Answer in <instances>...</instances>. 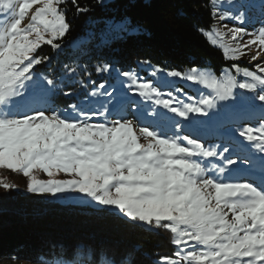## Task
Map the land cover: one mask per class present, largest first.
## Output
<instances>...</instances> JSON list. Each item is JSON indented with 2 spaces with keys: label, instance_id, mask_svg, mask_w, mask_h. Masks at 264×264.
<instances>
[{
  "label": "snow or ice",
  "instance_id": "obj_1",
  "mask_svg": "<svg viewBox=\"0 0 264 264\" xmlns=\"http://www.w3.org/2000/svg\"><path fill=\"white\" fill-rule=\"evenodd\" d=\"M62 3L0 0V17H6L0 21V168L27 177L29 192L53 198L63 193L62 199L79 193L81 202L106 206L128 221L170 229L177 234L176 258L161 257V264H264V27L216 33L226 60L247 54L257 62L254 70L233 63L237 75L223 78L196 66L187 73L165 72L210 90L198 88V96L176 89L160 99L151 81L138 82L144 78L125 71L117 72L119 87L109 91L101 84L98 92L57 109L50 98L74 92L71 85L61 88L55 79L37 76L35 66L50 57L34 53L45 44L62 46L55 41L70 27L58 7ZM229 3L237 6L235 14L213 10L212 15L244 24L253 11L264 23V0ZM29 13L30 22L22 26ZM127 23L126 18L110 32L122 38ZM137 63L151 67L149 61ZM96 71L113 68L105 63ZM163 71L157 65L150 75ZM137 95L167 111L148 115L132 99ZM129 111L132 119L126 118ZM39 171L49 179H37ZM60 173L71 178L56 179ZM0 186L16 188L6 181Z\"/></svg>",
  "mask_w": 264,
  "mask_h": 264
},
{
  "label": "trees",
  "instance_id": "obj_2",
  "mask_svg": "<svg viewBox=\"0 0 264 264\" xmlns=\"http://www.w3.org/2000/svg\"><path fill=\"white\" fill-rule=\"evenodd\" d=\"M78 7L87 11L77 12ZM59 8L70 25L65 36L55 41L62 46L53 49L45 44L34 53L50 57L35 66L37 76L53 78L61 88L71 85L74 92L51 97L49 103L57 109L98 92L101 84L109 91L113 85L119 87L117 72L159 65L164 73H186L196 66L219 77L233 63L254 70V62L226 60L221 48L207 38L205 32L215 21L212 0H113L107 5L99 0H65ZM126 18L128 32L138 31L125 32L122 38H116L115 32L105 34ZM84 35V41L71 45ZM137 61H149L151 67ZM105 63L113 71L98 73L96 69ZM126 118H133L130 111ZM12 193L0 190V264L14 259L35 264H161V257L176 258L169 229L128 221L106 206L50 202L33 198L30 192L23 195L20 188Z\"/></svg>",
  "mask_w": 264,
  "mask_h": 264
},
{
  "label": "rangeland",
  "instance_id": "obj_3",
  "mask_svg": "<svg viewBox=\"0 0 264 264\" xmlns=\"http://www.w3.org/2000/svg\"><path fill=\"white\" fill-rule=\"evenodd\" d=\"M99 1H100L101 5H105V4L107 5V3H109L110 1H113V0H99ZM212 3H213V0H212ZM58 7H59V5H58ZM213 10L219 12L220 14H223L224 11H230V12L235 14L237 12V6L231 5L229 3V0H216L215 6L213 5ZM239 11H245V9L240 8ZM30 12H31V10H30ZM248 17H249L250 22L241 24L239 21H231V20L221 21V20H219L218 17L214 16V19H215L214 25H213L212 29L209 31H206L205 34H206L207 38L209 39V41L211 42V39L207 35V33H211V38L217 40V44L215 46L219 47L220 38L216 35L217 32L227 33L228 29L233 27V26H243V27L247 28L249 33H253V32H258V30L261 27H264V23L260 22V17H259L258 12L249 11ZM5 19H6V17H0V21H3ZM124 21H121V22H124ZM29 22H30V13H29V16H26L25 19L22 21V26L26 25ZM3 26H4L3 23H0V29H2ZM114 26H112V28H114ZM112 28H108V30L105 31V34H108V33L111 34L110 29H112ZM86 38H87L86 35L80 36V37L76 38L75 40H73L71 42V45L72 46L78 45L79 43L84 41ZM249 38H251V37L245 36L243 39L247 40ZM225 40H230V37L226 36ZM221 50L223 51L222 48H221ZM255 50L256 49L253 48L251 51L254 53ZM238 60H245L246 62H250V63L254 62V64H253L254 66L257 63L256 61H250V56L247 54L241 56ZM151 71H152V69L144 68V69H142V71L139 70V71H136L134 73L144 78L142 81H138V82H149V81H151L152 86L154 88H156V91L161 94L160 99H168L169 97H168L167 93L173 92V94H175L176 89H181L183 92H186L189 95H193V96H198V92H197L198 88L204 90L205 92L210 91V90L204 89L202 85H196V84H192L186 80H180V79H176V78L167 77L164 72H160V73L156 74L155 76L150 75ZM200 71L209 72L212 75H214L212 73V71H210V70H200ZM221 73H222L221 76H219V77L216 76V77L217 78H223L227 74L234 75L232 72V69H230V68L225 69ZM128 83H129V81L127 82V84ZM153 95H155V94H153ZM132 99L135 100L136 102H138L140 104L142 110L145 111L148 115L154 114V112L156 110H159L162 112L167 111V110L163 109L162 105H156L154 103V99L145 101L142 97H139L138 95L135 97H132ZM147 123H153V122L152 121H145V124H147ZM139 126L140 125H138V124L136 125V127H139ZM34 175L39 180L49 179L47 174L43 173L42 171L34 172ZM55 178L56 179H70L71 177H69L66 174L60 173ZM0 181H6L10 184L16 185V188H14V189H7L11 193L14 190H17L18 188H20L23 191V195H26L29 193V191L27 190L28 178L25 177L22 173L13 172L10 169L0 168ZM0 190H5V189L2 186H0ZM30 194H32L33 198H36L37 196H41V197H43V199L45 198V199L49 200L50 202L71 203V204L77 203V204H81V205L96 206L95 202H91V203L81 202L79 200V196H80L79 193L70 194L68 196V198H63V199L60 198V196L65 195L63 193L57 194L56 198H53L51 194H38V193H32V192H30ZM173 234H174V239H175L177 234H175V233H173ZM193 248L196 251L204 250V246H193ZM2 264H35V263L26 262V261L24 262V261L14 259V260H6ZM185 264H188V262H185Z\"/></svg>",
  "mask_w": 264,
  "mask_h": 264
}]
</instances>
